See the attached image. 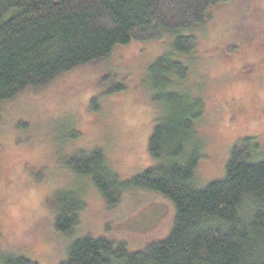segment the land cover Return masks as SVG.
<instances>
[{
  "label": "rangeland",
  "instance_id": "1",
  "mask_svg": "<svg viewBox=\"0 0 264 264\" xmlns=\"http://www.w3.org/2000/svg\"><path fill=\"white\" fill-rule=\"evenodd\" d=\"M208 14L192 29L197 39L192 53L174 55L187 64L188 74L182 82L172 78L177 84L170 89L204 102L194 128L199 187L223 178L230 151L242 138L256 140L258 158H264V0H221ZM169 41L165 34L116 47L107 61L2 104L0 264L5 255L59 264L70 244L87 234L124 241L132 251L169 234L174 207L165 198L127 191L109 208L88 178L67 168L73 153L95 148L120 180L158 162L148 141L161 107L152 101L147 66L170 51ZM117 81L126 90L102 96ZM94 99L97 110L90 106ZM66 190L80 195L84 206L78 225L62 234L53 226L54 194Z\"/></svg>",
  "mask_w": 264,
  "mask_h": 264
},
{
  "label": "trees",
  "instance_id": "2",
  "mask_svg": "<svg viewBox=\"0 0 264 264\" xmlns=\"http://www.w3.org/2000/svg\"><path fill=\"white\" fill-rule=\"evenodd\" d=\"M220 1L0 0V119L4 102L107 61L116 47L170 36V51L147 66L152 101L161 107L148 141L158 162L120 180L95 148L73 153L67 168L88 178L109 208L127 191L158 194L174 207L173 226L163 240L134 251L124 241L87 234L70 244L59 264H264V158H258V142L238 140L223 178L197 186L194 128L204 102L185 90L170 91L177 84L172 78L182 82L188 74L187 64L174 55L192 53L197 44L192 29ZM117 82L102 96L126 90L124 81ZM94 101L90 106L97 110ZM54 196L53 226L70 233L79 223L81 196L68 190ZM1 264L40 263L5 255Z\"/></svg>",
  "mask_w": 264,
  "mask_h": 264
}]
</instances>
